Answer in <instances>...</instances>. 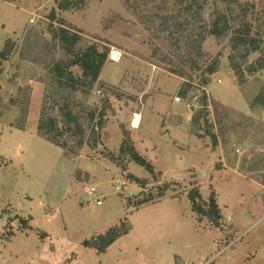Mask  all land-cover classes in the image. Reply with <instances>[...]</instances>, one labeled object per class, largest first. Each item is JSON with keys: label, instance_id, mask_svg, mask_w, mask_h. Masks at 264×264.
Wrapping results in <instances>:
<instances>
[{"label": "rangeland", "instance_id": "374dc122", "mask_svg": "<svg viewBox=\"0 0 264 264\" xmlns=\"http://www.w3.org/2000/svg\"><path fill=\"white\" fill-rule=\"evenodd\" d=\"M55 1L15 0L9 2L14 4L11 6L0 0V48L5 39L1 24L8 23L18 29L26 21L23 33L13 38L15 51L3 62L0 74V156L12 161V165L0 171V264H264V152L255 144L253 122L217 102L209 100L207 124L200 127V132L193 126V132L207 133L208 138L216 135L221 157L204 174L193 170L186 180L179 182H164L157 175L153 180L147 175V185L141 188L129 181L128 171H120L125 168L128 157L105 146L100 140L102 130L98 131L96 124L102 101L109 97L106 91L113 89L117 96H121V91L100 83L94 85L86 98L80 92H69L81 104L73 111L80 117L83 136L65 133L62 138L68 146L69 159L81 157L82 161V166H75L70 189L66 177L55 169L61 154L58 147L43 142L48 149L38 144L27 145L23 153L17 149L20 143L4 130V120L13 119V126L21 127L26 117H36V114L38 117L43 93L40 97L33 87L39 84L45 87L49 60L62 57L56 44L50 42V23L46 19L55 8ZM239 1L248 5L247 20L252 33L264 39V0ZM30 12L33 22L27 23ZM57 15L67 27L80 32L83 44L94 43L99 51L107 47L108 59L115 50L120 57L136 56L142 68H148L145 64L150 63L168 73L184 71L197 77L195 83L199 82L200 72L189 71L187 65L179 63L161 38H155L119 0H89L80 9ZM154 47L170 59L169 65L160 62L161 56H152ZM202 50L206 55L204 64L219 59L223 69L208 87L210 94L240 111L247 110L250 98L260 90L259 85L255 81L245 85L236 83L228 70L227 42L208 38ZM257 56L251 55L248 61H254ZM71 73L81 74L77 67L72 68ZM257 74L264 77V69ZM144 75L145 71L138 74V83L142 84ZM54 89L56 86L50 85L49 91ZM60 91L55 100L69 90ZM202 93L209 99L206 87L192 86L187 94L185 102L193 114L199 109ZM90 111H94L92 120L88 117ZM56 113V109L53 110V114ZM80 138L86 144L78 148L77 155H71ZM84 162L90 163V167H83ZM2 165L0 157V167ZM21 166L32 177L31 183L21 173ZM130 171L138 179L146 176L135 164H131ZM90 187L96 188L95 196L81 201L79 195L85 196ZM162 187L167 189L159 198ZM194 189L205 202L214 196L221 213L218 227L205 218L198 219L191 211L186 196ZM23 195L32 198L30 212L26 209L21 212ZM148 197L153 200L138 205ZM94 199H100L101 205H96ZM25 213L32 217L33 230L30 228L27 234L21 223L25 219L28 226L29 218ZM113 227L130 230L105 254L82 245L85 240Z\"/></svg>", "mask_w": 264, "mask_h": 264}, {"label": "trees", "instance_id": "16d2710c", "mask_svg": "<svg viewBox=\"0 0 264 264\" xmlns=\"http://www.w3.org/2000/svg\"><path fill=\"white\" fill-rule=\"evenodd\" d=\"M3 2H13L15 0H1ZM89 0H56L55 8L52 9L46 18L50 25L48 33L51 36L50 42L56 44L61 58H51L46 68L48 82L44 87L43 98L40 103L36 133L37 136L47 142L59 147L65 156L68 155V146L62 140L63 134L71 136H82L81 121L79 115L74 112V108L81 106L80 101L69 92H80L83 98L97 84L100 71L105 64L109 50L102 47L99 51L97 45L83 44L80 32L67 27L65 22L58 18L57 13L76 10L84 7ZM124 8L129 11L141 25L151 30L155 38H161L170 54L177 57L178 62L187 65L189 71L200 72L198 83L194 82L197 77L190 73L177 72L170 73L183 79L178 95L182 99L187 98V94L194 87L205 88L210 77L219 70V59H212L204 64L206 55L203 53L202 46L208 38L226 41L230 50L227 62L230 71L233 73L237 84H244L249 77L261 72L264 69V39L252 33L250 21H248V5L239 0H119ZM53 24H56L54 27ZM15 43L7 39L0 50V74L2 64L9 60L15 51ZM257 54V58L249 62L251 55ZM161 56L160 62L170 64V59L159 52L157 47L152 50V56ZM77 67L81 74L74 76L71 69ZM50 85H55L56 89L49 91ZM100 85H104L101 84ZM107 88L111 86L104 85ZM62 90H69L65 96H56ZM113 90V89H112ZM106 91L110 95L117 97L112 91ZM106 93V94H107ZM209 99L202 93L199 99V109L193 114V126H200V122L206 125V117L211 107ZM264 108V85L250 105L252 112H259ZM56 109V114L53 110ZM112 112L108 99L102 101V107L98 114V131L106 126V112ZM94 111L88 113L90 120L93 119ZM61 125V127H60ZM123 140L119 148V155L127 156L128 159L138 166L144 168L147 173L155 179L153 168L142 159L134 150L132 142L127 132L122 130ZM95 139L98 135L94 133ZM83 137V136H82ZM211 143L214 146L216 139L210 135ZM86 142L82 138L76 143L77 149L70 151L71 155H77L78 148ZM95 144V141H94ZM94 148V145H91ZM130 182L135 183L141 188L147 185L146 180L138 179L132 175L127 177ZM168 186V185H165ZM166 187L161 188L160 197ZM191 211L198 215V219L205 218L214 227H218L221 220L220 209L214 196L208 201L202 200L198 190L194 189L186 196ZM153 198L148 197L138 203L143 205L151 202ZM25 220L21 223L26 230H30ZM130 228L120 230L117 227L108 229L104 234L86 240L82 245L86 248L94 249L98 254L106 252L120 237L126 235ZM45 237V236H44ZM44 237H40L43 239Z\"/></svg>", "mask_w": 264, "mask_h": 264}, {"label": "crops", "instance_id": "0c3cea01", "mask_svg": "<svg viewBox=\"0 0 264 264\" xmlns=\"http://www.w3.org/2000/svg\"><path fill=\"white\" fill-rule=\"evenodd\" d=\"M4 3L11 6L14 5L9 2ZM24 11L25 10H23V13ZM27 15L29 16L27 17V23H32L33 20L30 18L31 15H33L32 12ZM25 22L26 21L20 24L18 29H14V27L11 28L12 26L8 25V23L6 25L2 23L1 27L5 33V39L2 40V43L7 39L15 43L13 38L23 33ZM110 53L112 54H110L109 59L107 57L97 81V83L115 87L121 91V96L115 97L109 94L107 98L111 105L112 112L105 117L106 126L102 129L100 140L106 144L105 146H107L109 150L116 149V152L119 153V148L123 140L121 129H123L129 135L135 152L151 165L155 177L156 175L161 177L164 182H179V180L182 181V179L186 180L188 178L186 176L191 174L193 170L204 174V171L209 170L216 161H219V157L221 156L218 150L219 148L216 146L217 144H215L214 147L212 146L210 135L208 138V136H206L207 133H205V135L202 133L199 135L202 129H200V127L204 125L197 126L199 132H193V111L185 102L186 99H182L178 95L179 88L183 83L181 79L150 63L145 64L148 68H142L138 63L141 62V60L134 55H121L120 57L118 55L119 52H115V50ZM114 53L117 54V59H113ZM220 69H222V66H219V70ZM140 70L145 71L142 84L137 81L139 77L138 74L141 72ZM218 71L210 77V82L206 86L209 100L217 102L226 108V110L240 114L250 120L251 123L253 122L255 128V144H259L260 149L264 152V108L259 112H252L250 110V105L259 92H254L253 96L250 98L247 110L240 111L233 105L224 104L221 100L215 99L208 89L213 79L219 74ZM251 81H255V84L259 85V89L264 85V77L260 74L248 78L243 85ZM217 83H221L220 80H217ZM33 90H37L38 95L41 97L44 92V86L39 84L36 87L34 86ZM37 120V114L36 117H26L25 124L21 127L13 126V119L9 120L5 118L4 120V130L9 136L17 138L20 143V148L17 149H19L21 153H23L22 150H26L29 144H38L39 147H44L45 149H48V146L44 145L43 142H46L45 144H51L37 136ZM213 136L216 137V135ZM82 149L84 150V148ZM0 157L3 159L4 163V165L0 167V171L12 165L11 159H8L6 156ZM56 161V172L66 177L67 188L70 189L74 180L75 166H82L81 157L69 159L68 156H65L63 150H61V154ZM131 164L135 163L127 159L125 161V168L123 167L120 171H128L129 173H127V175L139 178L131 173ZM89 165L91 164L87 162L83 163V167L85 166V168L90 167ZM92 167L96 166L92 165ZM127 168L128 170H126ZM140 168L146 173V176L145 174L142 176L143 180L148 181L147 175H149L150 178L151 175L147 173L144 168ZM20 171L23 176L30 180L29 183H31L32 177L25 173L22 166ZM93 188L94 194L92 196L87 197L88 189H86L85 196L79 195L81 201L82 197H85L87 201V199L95 196L96 188ZM73 196L76 197V194H73ZM23 197H25L24 200L20 201L21 212H23L24 209L30 212L32 198L27 195H23ZM16 204H19V201ZM18 214L19 217H21L20 213ZM24 216L29 218L28 226L33 230L30 225L32 217L27 213H25ZM24 232L27 234L29 230H25ZM44 234L46 237V233ZM98 235L101 234H96L95 236ZM114 243L112 245H114ZM111 246H109V248ZM109 248H107V250Z\"/></svg>", "mask_w": 264, "mask_h": 264}, {"label": "built area", "instance_id": "2783aa9c", "mask_svg": "<svg viewBox=\"0 0 264 264\" xmlns=\"http://www.w3.org/2000/svg\"><path fill=\"white\" fill-rule=\"evenodd\" d=\"M93 194H94V188L93 187L88 188L87 197L92 196ZM94 201H95V203L97 205L101 204V200L100 199H94Z\"/></svg>", "mask_w": 264, "mask_h": 264}, {"label": "water", "instance_id": "95a60500", "mask_svg": "<svg viewBox=\"0 0 264 264\" xmlns=\"http://www.w3.org/2000/svg\"><path fill=\"white\" fill-rule=\"evenodd\" d=\"M82 201H86V198L82 197ZM176 261L178 262L179 260L177 259Z\"/></svg>", "mask_w": 264, "mask_h": 264}, {"label": "bare ground", "instance_id": "6f19581e", "mask_svg": "<svg viewBox=\"0 0 264 264\" xmlns=\"http://www.w3.org/2000/svg\"><path fill=\"white\" fill-rule=\"evenodd\" d=\"M113 56H114L113 59H117V58H116V57H117V54H116V53H114Z\"/></svg>", "mask_w": 264, "mask_h": 264}]
</instances>
